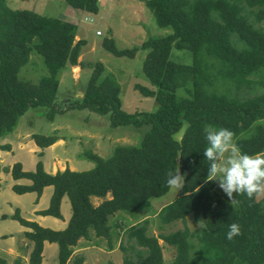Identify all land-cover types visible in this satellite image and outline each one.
Instances as JSON below:
<instances>
[{"label":"trees","instance_id":"1","mask_svg":"<svg viewBox=\"0 0 264 264\" xmlns=\"http://www.w3.org/2000/svg\"><path fill=\"white\" fill-rule=\"evenodd\" d=\"M65 2L84 14L85 22L93 23L101 14V0ZM139 2L151 11L160 28L172 33L151 37L131 49H119L109 38L102 46L116 57L131 59L147 51L143 72L149 87L136 85L135 89L158 102V109L150 113L123 109L121 84L114 74H105L102 63L92 68L88 77H80L77 83L72 80L79 93L59 105V75L68 67L79 66L87 41L76 40L78 27L65 16L52 18L31 10H13L6 0H0V151L11 150L2 140L15 131L31 107H48L50 121L57 113L77 109L100 116L110 114L113 127L150 126L139 146H119L106 159L85 152L81 158L94 163L88 171L67 168L51 174L42 162L29 172L21 163L5 168L15 181L31 182L12 189L18 195L37 194V203L46 188H54L49 207L37 216L64 220L63 200L68 199L71 205L72 216L63 230L27 220L19 209L11 216L28 229L24 237L33 247L29 264H42L46 243L58 245V264H84V257L74 254V249L81 240L93 238L106 240L108 251L120 242L125 253L123 264H165L160 240L175 249L173 264H264V199L257 202L238 196V203L231 206L214 182H204L208 161L203 155L208 146L203 132L206 124L233 131L242 152L264 153V0ZM173 49L191 51L192 64L172 61ZM35 54L44 59L48 70L38 84L19 77ZM258 87L263 91L255 95ZM183 129V135L176 138ZM33 139L42 150L59 140L37 134ZM179 169L186 174L182 195L155 216L161 228L181 221L184 229L155 236L150 234L152 220L147 217L113 237L112 218L118 212L140 218L145 213H139L151 207L152 199L170 191L167 173ZM94 199L100 204L95 205ZM189 218L200 228L191 230ZM232 223L241 226L242 234L229 241L227 232Z\"/></svg>","mask_w":264,"mask_h":264},{"label":"rangeland","instance_id":"2","mask_svg":"<svg viewBox=\"0 0 264 264\" xmlns=\"http://www.w3.org/2000/svg\"><path fill=\"white\" fill-rule=\"evenodd\" d=\"M65 1L6 0V4L13 10H31L40 15L55 18L69 14L70 8L66 6ZM100 8L101 14L94 17L93 23L85 22V15L74 19L78 27L76 40L85 39L87 45L82 48L79 66L68 67L59 75L60 86L57 94L59 105H65L79 93L80 88L78 86L76 90L73 81L77 83L80 77H88L93 72L92 68L102 63L106 68L105 74H114L121 84V100L125 111L129 113L155 112L159 106L158 102L155 99L143 97L135 89L136 85L149 87V80L143 72L147 51L138 52L133 59L116 57L106 51L102 43L106 38L114 39L119 49H131L140 46L151 37H164L171 34L172 30L160 28L155 16L139 0H103ZM249 19L253 20V16H249ZM261 26L264 27V21ZM98 31L101 35H97ZM171 60L175 63L191 65L193 54L189 50L173 49ZM46 75H48V70L44 59L35 54L31 56L30 63L21 70L19 77L23 81L38 84ZM84 79L81 80V85ZM262 91L263 89L258 87L254 89V94L257 95ZM182 93L183 90H179L178 94L182 95ZM61 108L64 107L61 106ZM49 110L44 106L31 107L19 119L15 131L2 140L3 144L11 146V150L0 151V264H2L1 260L7 264H16L18 260L20 264H29L33 247L24 237L28 229L11 219L17 209L20 210L23 218L53 230L65 229L72 216L68 199H64L61 206V212L67 223L65 220L37 216L38 211L49 207L54 188H46L37 203V194L18 195L12 189L16 184L29 185L31 182L28 180L15 181L10 174H6L5 168H12L14 164L21 163L24 171L29 172L34 171L37 163L42 162L45 170L51 174L67 168L72 171H88L94 167V163L81 158L85 152L92 151L93 154L106 159L119 146H139L150 130L148 125L113 127L110 114L100 116L89 110L75 109L64 114L57 113L54 120L50 121ZM183 132L184 129L176 138L181 137ZM36 134L57 136L59 140L50 148L42 150L33 139V135ZM215 185L221 197L227 198L216 183ZM181 195L182 190L178 194L170 190L165 196L152 199L151 207L142 210L139 214H145L140 215L138 219L118 212L111 220L114 225L113 237H117L118 234L121 236L123 230L140 223L147 217L152 220L150 234L155 236L184 229L181 221L161 228V223L155 216L162 208L174 202ZM93 202L98 205L101 201L94 199ZM4 216L7 218L4 219ZM120 225L122 230L119 229ZM187 226L191 230L200 228V225L191 218L188 219ZM159 242L163 247L165 264H173L176 257L175 249L162 240ZM79 244V247L74 249V254L84 257V264H123L125 253L120 249V242L116 243L113 251L107 250L108 242L104 239L93 238L88 241L83 239ZM125 245L127 246V243ZM58 254L57 244L46 243L42 264H58ZM128 254L130 255L131 252Z\"/></svg>","mask_w":264,"mask_h":264},{"label":"clouds","instance_id":"3","mask_svg":"<svg viewBox=\"0 0 264 264\" xmlns=\"http://www.w3.org/2000/svg\"><path fill=\"white\" fill-rule=\"evenodd\" d=\"M203 132L208 145L203 151L205 160L208 161V175L204 182H215L227 196L231 206L238 203V196H246L250 201L257 202L264 198V153L242 152L234 139L235 133L227 128L206 124ZM167 176L170 190L178 194L184 189L186 174H181L180 169L169 171ZM241 234L239 224L229 225V241Z\"/></svg>","mask_w":264,"mask_h":264},{"label":"crops","instance_id":"4","mask_svg":"<svg viewBox=\"0 0 264 264\" xmlns=\"http://www.w3.org/2000/svg\"><path fill=\"white\" fill-rule=\"evenodd\" d=\"M103 3V0H101V4ZM68 13L64 18L68 19L69 22L73 23V24H76L75 22V18L78 19L81 17V15H84V14H81L79 13L77 10H73V9H69L68 10ZM42 198V197H41ZM40 204V203H39ZM64 217V216H63ZM53 218V217H52ZM65 222L67 223V220L64 218ZM64 222V223H65Z\"/></svg>","mask_w":264,"mask_h":264},{"label":"built area","instance_id":"5","mask_svg":"<svg viewBox=\"0 0 264 264\" xmlns=\"http://www.w3.org/2000/svg\"><path fill=\"white\" fill-rule=\"evenodd\" d=\"M97 35H101V32L98 31V32H97Z\"/></svg>","mask_w":264,"mask_h":264}]
</instances>
